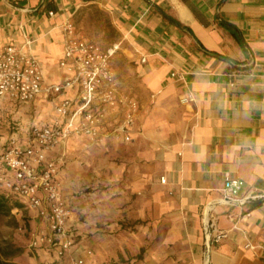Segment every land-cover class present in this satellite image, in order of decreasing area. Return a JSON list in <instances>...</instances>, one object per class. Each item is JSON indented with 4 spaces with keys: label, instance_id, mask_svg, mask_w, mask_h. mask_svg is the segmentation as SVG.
Listing matches in <instances>:
<instances>
[{
    "label": "crops",
    "instance_id": "1",
    "mask_svg": "<svg viewBox=\"0 0 264 264\" xmlns=\"http://www.w3.org/2000/svg\"><path fill=\"white\" fill-rule=\"evenodd\" d=\"M87 5L108 15L119 43L111 67L140 109L129 140L68 139L60 175L74 254L89 246L98 263L264 264V196L222 198L226 176L244 180L241 195L264 194V0H0V50L24 45L45 82L62 81L61 24L72 18L84 35L74 15ZM53 107L41 96L12 112L47 120ZM77 151L84 157L75 162ZM76 166L83 182L111 177V191L78 207ZM207 217L226 233L210 246ZM37 255L53 257L44 248Z\"/></svg>",
    "mask_w": 264,
    "mask_h": 264
},
{
    "label": "built area",
    "instance_id": "2",
    "mask_svg": "<svg viewBox=\"0 0 264 264\" xmlns=\"http://www.w3.org/2000/svg\"><path fill=\"white\" fill-rule=\"evenodd\" d=\"M48 13L52 16L54 10ZM61 28L63 50L58 65L64 77L60 82L44 81L38 59L24 45L10 43L0 50V189L7 197L26 198L22 203L30 213L28 249L38 254L44 248L53 255L42 264H133L112 259L98 263L89 246H79L80 252L74 254L76 243L66 227L71 210L63 197L60 175L68 139L81 136L92 144L109 137L129 140L140 104L122 90L111 67L119 43L102 48L81 34L72 18L64 20ZM41 96L51 100L55 114L39 125L18 120L12 110ZM191 100L190 95L181 98L182 102ZM119 113L120 117L113 115ZM160 180L165 182L164 177ZM243 186L244 180L226 176L222 198L243 202L264 196L241 195ZM20 210L15 207L11 212ZM204 228L213 242L226 236L212 217L205 219ZM259 247L264 257V246Z\"/></svg>",
    "mask_w": 264,
    "mask_h": 264
},
{
    "label": "rangeland",
    "instance_id": "3",
    "mask_svg": "<svg viewBox=\"0 0 264 264\" xmlns=\"http://www.w3.org/2000/svg\"><path fill=\"white\" fill-rule=\"evenodd\" d=\"M74 20L84 35L91 36L104 44L113 43L115 31L109 25V17L96 6L87 5L81 7L75 13ZM28 120L38 125L44 121L43 117L39 116V114L32 115ZM19 133L20 131L15 132L16 135ZM87 143L92 144L89 141H87ZM84 146H86V144ZM87 154L93 162L95 152L88 151ZM82 157H84V151L72 152V159H74L75 162ZM83 174H85L84 171L78 166L71 170V188L74 187L76 189V191L71 194L76 197L78 207L80 205V200L83 201V196L87 197L96 192L102 193L111 191V177H103L104 179L98 182H92V180L83 182ZM0 192H3V189H0ZM14 197L20 202H26V198L22 195L15 194ZM29 220L30 213L26 207H23L16 213H0V259L16 262L18 264H42L39 255L33 254L28 249L30 231ZM19 225H22L21 229Z\"/></svg>",
    "mask_w": 264,
    "mask_h": 264
},
{
    "label": "trees",
    "instance_id": "4",
    "mask_svg": "<svg viewBox=\"0 0 264 264\" xmlns=\"http://www.w3.org/2000/svg\"><path fill=\"white\" fill-rule=\"evenodd\" d=\"M24 204L17 199L7 197L3 192H0V213H9L15 207L22 209ZM0 264H18L12 261L0 259Z\"/></svg>",
    "mask_w": 264,
    "mask_h": 264
},
{
    "label": "water",
    "instance_id": "5",
    "mask_svg": "<svg viewBox=\"0 0 264 264\" xmlns=\"http://www.w3.org/2000/svg\"><path fill=\"white\" fill-rule=\"evenodd\" d=\"M207 245L210 246V238H207Z\"/></svg>",
    "mask_w": 264,
    "mask_h": 264
}]
</instances>
